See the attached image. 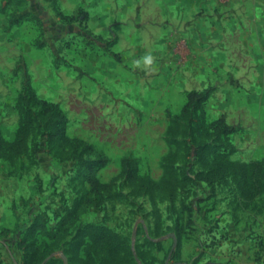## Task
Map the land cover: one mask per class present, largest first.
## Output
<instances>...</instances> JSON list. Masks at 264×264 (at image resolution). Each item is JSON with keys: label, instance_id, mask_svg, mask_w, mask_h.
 Segmentation results:
<instances>
[{"label": "rangeland", "instance_id": "1", "mask_svg": "<svg viewBox=\"0 0 264 264\" xmlns=\"http://www.w3.org/2000/svg\"><path fill=\"white\" fill-rule=\"evenodd\" d=\"M227 2L0 0V264H264V0Z\"/></svg>", "mask_w": 264, "mask_h": 264}, {"label": "trees", "instance_id": "2", "mask_svg": "<svg viewBox=\"0 0 264 264\" xmlns=\"http://www.w3.org/2000/svg\"><path fill=\"white\" fill-rule=\"evenodd\" d=\"M204 97H205V95L203 96L200 93L189 92L187 94V101L182 108V113H184L186 111L187 106L189 104H193V101H196V102L201 101V100H203ZM196 107L197 106H195V108ZM218 123H220L221 126L222 125L226 126L222 123V121H219ZM225 128H224V130H225ZM168 132H169L168 142L174 143L175 137H176V135H178L177 127L176 126H169ZM1 148L4 149V151L8 154H17V153H20L23 151L24 143L21 139H16V140L11 141V142L0 140V149ZM174 158H175V153H172L168 156V158H167L168 161L164 165L163 176L160 180L161 188L163 190L167 191L170 195H173L177 184L181 183V180L178 179L174 173V167L172 164L174 162ZM235 165H237V164L233 163V167L237 168ZM239 169H240L241 177L244 178L245 176H248V178L251 179V183L253 186L258 185L261 178H264V160L258 161L256 163H251V164H241ZM225 170L226 169L219 170L218 172H224ZM214 176H215V174L213 176H208V177L213 178ZM84 229H82L81 232H83V234L86 235V234L90 233V231L93 229H99V227L95 226V225L88 224V225L84 226Z\"/></svg>", "mask_w": 264, "mask_h": 264}, {"label": "crops", "instance_id": "3", "mask_svg": "<svg viewBox=\"0 0 264 264\" xmlns=\"http://www.w3.org/2000/svg\"><path fill=\"white\" fill-rule=\"evenodd\" d=\"M173 1V0H171ZM176 1V5H177V10L178 12H182L184 11V15H188V17H192V19H196L194 20V24L192 23V26L193 27H196L198 25V22L200 20H202V16L203 14H201V11L202 9H197L196 8V5H197V2L199 0H175ZM178 1H182L183 5L182 7H180L182 4L181 2L178 3ZM235 0H229V2H227V5H233V2ZM170 6H173L172 9L174 10L175 9V4L173 3H170V0H168V3H167V8L169 9ZM221 7H216L214 10L215 12L216 11H219L220 12V9ZM229 10L231 11V16H230V19L228 20V25H226V27H222L220 31H218L219 34H221L220 36H223V37H226V36H231L233 37L236 42H237V45L241 46L242 47V36H241V33L243 31V25H241L239 23V20L237 19L240 18L239 15L236 13V9L234 7L232 8H229ZM192 19H188L189 21L192 20ZM185 20V19H184ZM189 21L186 23L184 22V25L185 27H189L191 25V23L189 24ZM197 21V22H196ZM184 27V28H185ZM228 34V35H226Z\"/></svg>", "mask_w": 264, "mask_h": 264}, {"label": "clouds", "instance_id": "4", "mask_svg": "<svg viewBox=\"0 0 264 264\" xmlns=\"http://www.w3.org/2000/svg\"><path fill=\"white\" fill-rule=\"evenodd\" d=\"M149 62H150V60H149Z\"/></svg>", "mask_w": 264, "mask_h": 264}]
</instances>
